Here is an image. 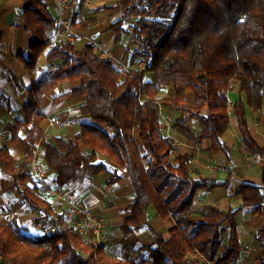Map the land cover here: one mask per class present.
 Returning <instances> with one entry per match:
<instances>
[{"label": "trees", "instance_id": "trees-1", "mask_svg": "<svg viewBox=\"0 0 264 264\" xmlns=\"http://www.w3.org/2000/svg\"><path fill=\"white\" fill-rule=\"evenodd\" d=\"M22 2L19 16L32 37L31 54L28 60L22 58L33 80L24 105L30 131L20 137L16 123L10 129L11 143L23 148L25 160L31 159L45 138L40 126L43 98L58 85L77 81L65 95L87 96L80 111L92 123H81L73 139L45 144L40 158L54 174L56 188L67 189L84 169L96 175L112 165L108 183L124 174L134 191L132 205L124 210L128 216L119 226L123 237L144 228L139 219L149 208L162 218L170 216L174 225L168 240L156 235L152 245L135 250V257L111 256L106 245L85 240L74 227L65 226L63 214L40 192L34 176L20 173L19 160L0 147V171L11 178L20 207L37 211L45 229L32 236L16 218L2 220L5 212L0 209V264H237L242 252L234 217L249 207L264 219V166L260 183L241 184L239 208L192 211L198 191L224 188L227 182L193 178L189 158L174 155L175 141L164 134L160 122L159 94L163 87H173L168 101L180 113L173 125L176 133L194 142L208 139L212 150L228 155L222 138L232 116L247 154L264 161V146L254 141L246 112L248 108L264 116V0H116L107 8L119 17L112 26L114 42L129 36L131 56L148 61L144 70L126 72L96 56L93 43L81 51L69 41L50 45L46 32L56 21L48 4ZM41 55L47 66L59 62L52 72L36 74ZM145 73L151 74L149 80ZM236 87L232 105L229 93ZM192 121L196 133L189 126ZM52 227L56 230L51 232ZM254 240L264 264V224Z\"/></svg>", "mask_w": 264, "mask_h": 264}, {"label": "crops", "instance_id": "crops-1", "mask_svg": "<svg viewBox=\"0 0 264 264\" xmlns=\"http://www.w3.org/2000/svg\"><path fill=\"white\" fill-rule=\"evenodd\" d=\"M87 1V0H86ZM79 3L74 10V33L76 40L75 49L83 50L86 45L93 43L99 46L95 49L96 56L101 58V51L109 53L128 70H144L148 61L138 56H131L134 45L129 36L123 35L118 43H115L116 34L112 29L118 20V15H112L107 9L116 0H88ZM24 3L22 0H0V132L8 131V136L3 141L2 147L19 160L20 173L31 174L33 165L46 168L41 161V154L46 143L56 145L57 138L73 139L76 130L81 123H92L90 116L80 111L87 100L86 95L73 97L65 95L68 91L78 85L77 81L64 82L55 90L48 92L43 98L40 109L45 114L41 128L45 138L40 140L35 151V162L33 157L29 160L23 158L24 150L19 145L11 143L10 129L20 123L19 136L25 137L30 131V125L26 123L24 105L29 99V90L33 80L26 71L22 58L28 60L31 54L32 37L24 28V22L19 16ZM103 59V58H101ZM106 60V59H105ZM59 63V62H58ZM58 63L54 65L57 66ZM47 66L41 55L36 63V74L46 72ZM151 74L145 73L144 79L149 80ZM237 87L231 94L229 101L233 103L237 99ZM174 95L172 86H165L159 94L160 100V122L163 132L175 141L174 155L187 156L190 160L189 170L193 178L208 181L227 182L226 187L216 188L210 191L200 190L196 193L192 211H201L204 207H215L223 211L237 209L242 204L241 195L238 194L242 183H260L261 169L264 161L252 158L240 142L239 133L234 117H230L228 130L223 135V141L229 148V154L211 149L212 143L208 139L194 142L173 130L175 121L180 117L168 101ZM191 95V94H190ZM189 95V96H190ZM192 97L190 96V99ZM250 118H253L254 127L250 119V130L254 141L260 147L264 146L263 114L251 112L246 109ZM252 113V115H249ZM56 121L58 125L54 124ZM102 129L104 126L99 125ZM189 126L193 132L198 131L197 123L190 122ZM112 171V165L103 172L90 174L82 170L76 181L67 189H61L64 200L59 201L53 196L43 194L58 207V213L63 214L65 226L75 228L79 217L72 212L70 204L77 202L91 212L102 216L105 220V233L111 238V244L106 245L107 254L123 257L134 254L139 246H150L155 242L156 235L168 240L170 238L169 228L174 225L173 219L168 216L162 218L157 215L153 208L139 219L143 229L134 232L128 237H123L119 228L126 216L124 210L131 206L134 200V191L126 175L122 174L114 184H109L108 179ZM48 179L55 189L54 174L47 170ZM11 178L0 171V209L11 218L26 228V232L32 236H39L45 229L38 227V213L19 205V194L11 186ZM3 220V219H2ZM237 226V237L241 247L242 256L237 264H260L259 257L262 251L255 245L254 235L264 224V219L252 212V208L244 207L234 217ZM53 228V227H52ZM56 228V227H55ZM228 229V224H225ZM51 230V228H49ZM77 231V230H76ZM79 234V233H78ZM83 239L92 241V233L89 228L83 234ZM131 257V256H130ZM192 263L194 261H191ZM148 262L147 264H150Z\"/></svg>", "mask_w": 264, "mask_h": 264}, {"label": "built area", "instance_id": "built-area-1", "mask_svg": "<svg viewBox=\"0 0 264 264\" xmlns=\"http://www.w3.org/2000/svg\"><path fill=\"white\" fill-rule=\"evenodd\" d=\"M48 4L49 11L55 18L56 27L52 30H48L46 34L50 37V45H53L59 41H69L74 43L76 35L74 33V10L79 5L80 0H45ZM86 2H89L88 0ZM95 49H99V46L94 45ZM101 58L106 59L113 63L121 72H126L128 69L117 60H114L111 55L107 52L101 51ZM55 66H50L48 72H52ZM54 124L58 125L56 121ZM8 131L0 132V147L3 145V141L8 136ZM35 154L33 156V162H35ZM31 175L34 176L35 180L39 184V189L42 194H48L53 196L59 201L64 200V194L60 189H53L52 183L48 179V172L46 168H40L37 165H33L31 169ZM70 210L79 217V222L76 223L75 229L79 234H83L85 229L89 228L92 233V243L110 245L111 238L105 233V220L102 216L91 212L84 208L81 204L73 202L70 204ZM42 224L39 222L38 227ZM56 228H51V232L55 231ZM134 257V254H130Z\"/></svg>", "mask_w": 264, "mask_h": 264}, {"label": "rangeland", "instance_id": "rangeland-1", "mask_svg": "<svg viewBox=\"0 0 264 264\" xmlns=\"http://www.w3.org/2000/svg\"><path fill=\"white\" fill-rule=\"evenodd\" d=\"M133 23H135V19H132V24ZM231 94V93H230ZM160 97V96H159ZM231 110V109H230ZM249 115H252V113H250ZM250 119H251V122L253 123V124H251V125H253V127H254V125H255V123L252 121L253 120V118L250 116ZM1 218L5 221V220H7L8 218H11V215H10V213L7 215L6 213H5V215H2L1 216ZM39 223V222H38Z\"/></svg>", "mask_w": 264, "mask_h": 264}]
</instances>
